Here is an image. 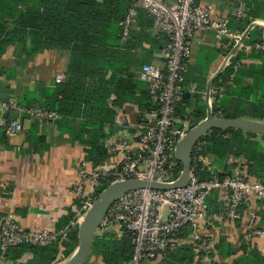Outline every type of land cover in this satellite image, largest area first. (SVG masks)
I'll return each instance as SVG.
<instances>
[{
	"label": "trees",
	"instance_id": "obj_1",
	"mask_svg": "<svg viewBox=\"0 0 264 264\" xmlns=\"http://www.w3.org/2000/svg\"><path fill=\"white\" fill-rule=\"evenodd\" d=\"M134 4L135 0H0V56L9 45H14L28 59L35 58L45 50L70 52L71 60L64 73V81L57 83L54 79L51 81L52 86L42 89L38 97H32V94L28 97L29 100L38 101L36 107L59 115L55 121L67 127L75 140L87 147L86 159L93 166L103 165L110 157L105 142L114 131L112 124L116 110L111 106L122 107L129 103L140 115L155 107L148 84L137 77L141 65L152 61L148 55L138 59L133 51L142 48L144 53L152 56L155 51L167 46L170 38L165 32L153 33L154 16L145 8L136 6L137 23L124 39L122 22ZM260 8L264 9L257 6L248 8L247 16L238 19V26H232L244 32L256 17L264 16L258 13ZM254 31L258 29H253L245 40L251 46L264 40V37L255 38ZM74 43H79L80 47L73 48ZM145 44L149 47L145 48ZM252 51L264 62V50L252 47ZM243 56L242 52H238L214 80L212 112L215 117L227 119L248 117L264 120V63L251 65L250 68H245L241 63L235 67ZM191 61L189 59L186 62L183 95L176 104V114L181 118L192 117L197 124L206 118L207 107L198 94H191L188 90ZM245 78H251L252 81L248 82ZM243 95L248 96L250 101L242 100L240 97ZM193 99L197 104L188 111ZM108 123L111 125L108 126ZM6 134V130L0 128L2 139H6ZM201 140L207 143L206 153L213 164L221 169L222 177L239 165L230 158L232 156L236 160L244 159L243 167H246L247 173L264 181V134L240 128H212ZM198 168L203 176H207L201 163ZM182 169L183 164L178 161L176 177ZM108 186V183H104L98 192ZM76 203L81 205L78 200ZM246 206L244 203L239 206V216ZM76 219V213L69 208L56 227L57 230H67L65 238L58 237L46 246L23 243L3 249L0 241V259L11 261L12 264H52L62 254L71 255L79 244ZM189 233L185 231L181 236L186 237ZM227 245L226 240L221 239L214 244V249L197 251V246L191 242L180 244L163 252L161 259L153 264H198L204 256H213ZM91 251L101 255L104 264H131L135 252V235L126 228H123L121 235L103 232L93 237ZM26 253L32 257L26 263H19ZM150 263L147 261V264Z\"/></svg>",
	"mask_w": 264,
	"mask_h": 264
},
{
	"label": "built area",
	"instance_id": "obj_2",
	"mask_svg": "<svg viewBox=\"0 0 264 264\" xmlns=\"http://www.w3.org/2000/svg\"><path fill=\"white\" fill-rule=\"evenodd\" d=\"M136 6L145 8L153 15L155 28L158 32L167 33L170 38V43L161 50L163 64L143 63L137 71L138 79L148 84L150 98L155 107L142 113L144 122L140 124H133L127 114L118 109L116 124L120 129L117 135L109 137L105 142L110 154L109 162L93 166L84 158L78 161L77 178L69 191L74 199L71 208L77 215L75 223L78 225L113 183L127 179L173 183L178 179L180 175L175 176L178 169L177 146L198 124H195L192 117L181 118L176 114V104L183 95L186 62L192 56L191 39L202 30H211L216 45L226 54L239 43L246 31L235 29L230 17L214 15L212 7L203 6L199 0H135L134 6L122 22L124 39L137 23ZM247 9L246 3L238 0L231 16L237 20L242 19L247 16ZM252 47L264 50V40ZM228 57L229 54L226 59ZM231 60L227 61V66ZM241 63L239 61L235 67ZM64 79V73L55 76L57 83ZM213 90L211 87L210 92ZM13 111L40 120L59 118L54 111L36 106L27 107L15 98L1 101L0 128L5 129L7 134L15 135L23 129L21 119L10 115ZM209 131L193 145L189 179L184 187L132 190L119 196L106 210L100 222L102 232L117 231L122 234L123 228H126L135 235V252L131 264H147V261H151L150 264L157 263L163 252L187 241L197 246V251L214 249V243L202 238L199 229L207 218V199L216 189L224 192L223 218L229 221L239 218L241 204L264 200V181L247 173L246 167H243L244 159L236 160L231 156L239 165L230 169L225 177L220 175L221 169L213 164L206 153L207 143L201 140ZM200 163L202 170L208 173L207 176L199 172ZM104 183L109 186L98 192ZM77 200L80 206L76 203ZM185 231L190 232L189 240L181 236ZM66 233L67 230L57 228H26L17 218L14 209H9L0 216V241L3 249L23 243L46 246L58 237L65 238ZM252 233L263 235L259 229H253ZM207 258L208 255L205 256Z\"/></svg>",
	"mask_w": 264,
	"mask_h": 264
},
{
	"label": "crops",
	"instance_id": "obj_3",
	"mask_svg": "<svg viewBox=\"0 0 264 264\" xmlns=\"http://www.w3.org/2000/svg\"><path fill=\"white\" fill-rule=\"evenodd\" d=\"M237 1L199 0L203 6H211L214 15H226L231 18L232 25L238 26V20L231 16ZM243 1L249 9L253 6L264 7V0ZM258 13L264 15V9H258ZM254 21L262 24L253 27L249 34L253 29H258L254 31L255 38L264 37V16H258ZM232 27L239 28L235 25ZM151 30L155 34L159 33L155 26ZM249 34L240 46L235 44L231 50L235 51L232 54L234 56L238 52L244 54L241 62L245 68L264 63L253 53L252 46L245 43ZM144 47L148 48L149 45L145 44ZM190 49L192 61L188 68L190 81L188 90L191 94H198L208 110L212 107L214 96L212 94L210 98L207 97V86L212 79L214 83L227 67L225 65L218 74L226 61L225 54L216 45L211 30H202L193 37ZM133 52L137 54L138 59L148 55L151 61L155 60L163 64L161 51H155L152 56L144 53L142 48ZM70 60L69 51L45 50L35 58L28 59L26 54L18 51L14 45L7 46L0 56V102L15 98L26 106H38V101L29 100L28 95L38 97L42 89L52 86L51 81L58 73H65ZM229 60L231 58L227 61ZM244 80L252 81L251 78ZM240 98L246 102L250 101L246 95ZM196 104V100H191L187 110H193ZM111 107L116 113L112 124L114 131L109 137L117 135L120 129L116 124L118 109L124 111L123 113L127 114L133 124L142 123L143 114L140 115L133 105L127 103L122 107ZM11 115L21 119L23 129L15 135L6 134V139L0 136V216L9 209H14L17 218L26 228H56L58 221L67 214L73 203L74 199L69 191L77 178L78 161L86 159L87 147L75 140L67 127L60 126L55 119L40 120L17 111L12 112ZM110 125L111 123H108V126ZM106 132H109L108 127ZM109 160L110 157L104 164ZM207 203V218L201 225L199 234L214 244L224 239L229 247L225 246L207 259L204 256L198 264H264V200L251 201L235 221L223 218L225 201L222 190L213 191ZM253 229L261 230L263 235L253 234ZM100 234L102 233L95 235ZM186 238L189 240V234ZM189 243L187 241L181 245ZM31 257V254L26 253L19 261L26 263ZM69 257L71 256H65V258ZM0 264H12V262L1 258ZM81 264H104V262L101 255L90 250Z\"/></svg>",
	"mask_w": 264,
	"mask_h": 264
},
{
	"label": "water",
	"instance_id": "obj_4",
	"mask_svg": "<svg viewBox=\"0 0 264 264\" xmlns=\"http://www.w3.org/2000/svg\"><path fill=\"white\" fill-rule=\"evenodd\" d=\"M262 23L253 22L245 31L237 46H240L253 27L260 26ZM79 43H74L73 48H78ZM235 51H231L225 63L221 66L218 74L225 67L227 60L232 57ZM213 86V79L207 86V97ZM144 110V106L142 107ZM212 128H240L246 131H252L258 134H264V121H258L247 118L227 119L215 117L212 109L208 108L207 117L193 127L179 142L176 150V158L183 164V170L176 181L173 183H161L157 181H147L142 179H127L118 181L110 185L87 211L82 222L79 225V244L73 259L68 264H81L88 252L91 250V243L95 231L100 226V222L109 208V206L122 194L139 188L151 189H175L184 187L189 179L191 169V153L194 143L207 131Z\"/></svg>",
	"mask_w": 264,
	"mask_h": 264
},
{
	"label": "rangeland",
	"instance_id": "obj_5",
	"mask_svg": "<svg viewBox=\"0 0 264 264\" xmlns=\"http://www.w3.org/2000/svg\"><path fill=\"white\" fill-rule=\"evenodd\" d=\"M80 47V46H79ZM230 53H231V51L229 52V53H226L225 54V58H226V56L229 54L230 55ZM234 57V56H233ZM232 57V58H233ZM152 63H158V61H152ZM159 64V63H158ZM206 94H207V90H206ZM212 94H214V90H213V92L211 91V92H209V97L208 98H210L211 97V95ZM244 161V160H243ZM243 165V164H242ZM85 216V215H84ZM83 220V218L80 220V222ZM99 233H103L102 232V227L101 226H98V228L96 229V231H95V234H99ZM118 233V235L120 234L119 232H115L114 234H117ZM77 249H78V247L75 249V251L70 255L71 257H69V258H65V256L62 254V255H60L59 257H57V259L55 260V261H53V263L52 264H68V263H70L71 262V259H73V257H74V254L76 253V251H77Z\"/></svg>",
	"mask_w": 264,
	"mask_h": 264
}]
</instances>
